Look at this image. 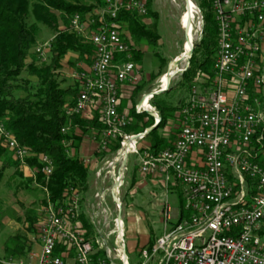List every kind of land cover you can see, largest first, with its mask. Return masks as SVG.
<instances>
[{
    "label": "built area",
    "instance_id": "2783aa9c",
    "mask_svg": "<svg viewBox=\"0 0 264 264\" xmlns=\"http://www.w3.org/2000/svg\"><path fill=\"white\" fill-rule=\"evenodd\" d=\"M209 2L218 26L215 78L193 89L173 148L139 154L142 174L161 176L166 187L180 185L188 215L170 223L166 214L164 234L140 249L139 264H264V167L258 161L264 150V0ZM107 3L98 13L101 27L87 37L96 49L93 68L79 78L83 90L68 115L84 112L96 97L106 135L124 139L129 121L119 115L115 81L133 83L138 72L131 62L114 66L115 54L129 48L112 19L118 9L111 12ZM91 26L80 16L71 23L79 35ZM2 138L12 151L18 147L17 159L29 155L0 126ZM40 159L43 173L52 175V161ZM81 201L77 191L61 205L49 200L37 242L41 250L4 264H132L122 237L111 246L86 238Z\"/></svg>",
    "mask_w": 264,
    "mask_h": 264
},
{
    "label": "trees",
    "instance_id": "16d2710c",
    "mask_svg": "<svg viewBox=\"0 0 264 264\" xmlns=\"http://www.w3.org/2000/svg\"><path fill=\"white\" fill-rule=\"evenodd\" d=\"M92 1L88 6L82 4L81 0H0V126L16 139L20 147L28 151L29 158L24 163L35 171V177H26L17 159L12 161L7 158L10 153L2 138L0 161L4 165L0 169V184L6 169L15 167V174L25 181V188L30 189L29 185H37L36 188H42L54 204H63L72 191L82 195H87L89 191V169L78 155L79 144L83 137L76 136L75 131L79 127L82 134H85L90 128L97 126L101 132L105 130V126H102L97 119L84 121L78 115L67 114L70 109L75 108L83 89L81 82L76 79L70 82L69 79L64 78L62 71L63 62L68 55L78 54L82 59L86 54L95 52L93 45L91 46L88 41L89 44L86 43L84 38L71 27L73 17L80 16L82 23H88V17L98 18V13L106 8L105 0ZM145 1L148 8L147 16L154 20V28L144 25L137 14L122 12L118 15L117 21L122 24L128 37L133 41L138 43L145 41L156 45L160 37L156 25L158 14L152 10L153 0ZM198 5L204 17L203 37L193 52L189 70L183 74L182 82L179 84L180 89L190 96L194 88L207 86L215 78L214 64L218 48V26L212 3L209 0H199ZM56 13H59L65 29L54 30L52 39L45 43V48L42 49L43 43L40 38L42 27L52 28V18ZM127 34H123L122 37L126 38ZM133 54L135 62L141 60L138 58L139 54L134 52ZM29 58L30 63H28ZM162 75H158L154 80ZM167 94L168 92L162 96L155 95L150 99V105L160 112L162 120L143 139L149 146L141 148L139 151L141 153L147 151L158 154L172 149L178 139L181 128L171 141L160 134L170 120L178 121L179 115L182 117L181 107H185L183 101L177 105L167 101ZM132 114L138 122H143L147 115L137 114L134 109ZM147 118L148 121L142 123L139 130L130 126L125 128L126 134L143 133L146 129L154 127V118L149 115ZM178 123L181 126L183 121ZM118 141H115L112 153L120 150L122 139ZM72 148L76 149L75 155H70L69 151ZM41 156H46L52 161V175L43 173L44 163L40 161ZM136 183V178H133L131 188ZM44 203L46 205L47 201ZM179 209L178 220H181L188 215L184 210V200ZM25 218V224H29L28 232H32L38 223L37 211L28 214ZM82 221L87 230L91 231V226L85 217ZM26 239L25 236L16 237L20 242L18 255L21 258H26L32 248L30 240ZM154 240L152 235L151 245Z\"/></svg>",
    "mask_w": 264,
    "mask_h": 264
},
{
    "label": "rangeland",
    "instance_id": "374dc122",
    "mask_svg": "<svg viewBox=\"0 0 264 264\" xmlns=\"http://www.w3.org/2000/svg\"><path fill=\"white\" fill-rule=\"evenodd\" d=\"M81 1L82 4L88 6L93 2L92 0ZM105 1L106 7H108L107 1H110L109 7L111 12H113L116 8L118 9L116 12V17H111L112 19H114V21H117L119 19L118 15H120V13L122 12L137 14L141 18V20H143L144 25L154 28V20L147 16L148 8L147 2L145 0ZM190 3H193L194 6L192 10L194 15L192 17V25L198 30V33H196L195 35L196 44L192 49L193 53L197 45L202 41L204 26V21L202 20V18L204 17L198 5L199 0H190ZM138 4H144L141 6H143V9L145 6V13H140ZM188 4V0H153L152 10L153 12L158 14V21L156 25L158 28L157 33H159L160 36L159 41L156 45L145 43V41H141L139 43L133 41L128 37V34L126 33V30L124 29L122 24L117 21L120 26V36L125 44L123 42L122 43L128 46L129 53H116L114 57V66H120L124 62H131L137 68L136 70L138 72V78L136 81H133V83H129L127 81H115L118 98L120 101V106L118 107L119 115L129 121V124L126 126V128L130 126L135 127L139 130L141 129L142 123L144 124L148 121L147 115L149 114L143 111L140 107L142 100L148 94L155 92L154 90L160 91V82L162 76H165L168 72H170V67L171 71L175 70V63H173V61L177 60L180 55L185 53L188 38L186 32L182 28V25L184 28L185 25L181 23V19H185L186 17L185 13L189 10ZM87 19L89 20V22L91 21L92 26L90 27V29H84V35L81 34L86 43L90 42L87 39V37L90 36L88 34L98 31V29L101 27L99 18L94 16V18L92 19L90 17H88ZM56 29H58L59 31L65 29L59 13H56L52 18V28L45 29L44 27H42L43 31L40 35L41 42L43 43L41 46L42 49L45 48L44 44L52 39V32H54V30ZM123 34H127V37L125 36L126 38H123ZM90 45L92 46V44ZM133 52L139 54L138 58H141L140 61H134ZM44 53L46 54L47 52L45 51ZM95 57L96 51H93L91 54H86L82 59L79 58L78 54L68 55V57L63 62L62 71L64 73V78L69 79L70 82H74V80L76 79L80 83V79L82 78L81 75L83 73L88 74V72L92 70L94 65L93 60L95 59ZM191 57L192 56L189 55L187 62H180L179 68L181 69V71L184 69H186L185 72L187 71V69L189 70L190 63L188 64V62L191 60ZM30 62L31 59L29 58L28 63ZM172 63L173 65L171 66ZM160 74L163 75L160 78L154 80ZM25 76L26 75H24V77ZM182 76V73H179L170 79L168 84L169 86L166 91L168 92V94L166 95V99H168L167 101L172 102L174 105H177L180 103V101H183L186 106V103H189L191 101V96L189 93L182 91L179 87V84L183 79ZM136 93H138L139 95ZM184 108L185 107H181V110H183ZM133 109L136 110L137 114H147L145 115L143 122H138V120L132 116ZM153 109H155L156 115H159V120L155 119V117L153 116L151 117L154 118L155 125H158L159 122H161L162 118L160 112H158L154 107ZM101 110L102 105L100 103V100L94 97V99L91 100V102L88 104L87 109L84 112L78 114V117L84 121H93L94 119H97L98 121H100L102 126H105L104 132H101V130H99V126H97L96 128H90V130L85 132V134H82L83 132L80 131L81 129L79 127L78 130L75 131L76 136L83 137L81 144H79L80 149L78 151V155L81 157L80 159L84 161L86 167L89 169L90 174L89 191L87 195L81 194L82 213L80 223L83 227V230L85 231V234L87 236L86 238L88 240H90L91 238L90 241L93 242L94 245L97 241H99L101 246L115 245V242L118 240V236L120 238L122 237L121 239L128 247L127 252L128 256L131 259V263L139 264L141 261V257L138 255L142 246L145 245V243H149V245H151L150 241L152 235L154 239L157 240L164 234L165 228H167V226H165L166 214L171 216V208L173 209L179 206L180 202L178 200V197L173 194L168 195L170 189L181 187L180 185L178 186L172 184L166 187L163 184L164 180L161 176L154 174L145 175L139 172V154H141V152L139 151L141 148L146 147V144H148V142L146 140H143V138L135 142L136 146L134 150L128 155L126 168H123V160L116 168V173L118 176L121 175L123 182L120 189V200H115L109 193L106 196L104 195L105 199L103 200V202L102 192L98 191L99 187H101L102 190H109L112 187L113 179L111 178L109 172L111 170L108 163L114 160L115 158L113 159V157H115L116 154L121 150L120 148V150L116 153H112V147L115 146L116 142H119V139H122V147V144L125 140L142 133L136 134L131 132V134L128 135L126 134L124 129L123 133L126 138H110L108 135H106L107 125L100 119L102 118ZM176 116H178V114H176ZM183 120V116L181 117L179 115L178 121L182 122ZM178 121L170 120L167 127L164 130L160 131V134L163 135L164 138L168 141H171L177 134L176 132H178L180 128H182V125L180 126V123H178ZM149 129H146L145 131ZM18 145L20 144L18 143ZM15 149L18 150V147H15ZM17 150L12 151L11 149H9L10 155L7 158L15 161L17 158L14 153H16ZM69 152L70 155H75L76 149L72 148ZM27 158H29V155H23L21 159L18 158L16 161H18L19 167L26 177H35V171L28 168L24 163ZM258 161L264 167V150L261 152ZM3 165L4 164L0 161V169L3 167ZM134 169L139 173V184L131 188V177L134 173ZM15 171V167L7 168L4 173L3 181L0 184V264L9 262V260L12 259H27L30 252L41 250L39 249L37 242L41 222L44 218L43 209L48 205L49 202V200H45L48 199V194H46V192L42 188L37 189V185H29L30 189L25 188V181L18 177L15 174ZM100 171L101 177L99 178ZM147 176H151L155 182H159V185L163 187L165 192H163L160 188H154L151 181L152 179H149ZM142 183H145L148 187L145 188L140 185ZM98 192L99 195H97ZM44 201H47L46 205ZM117 201L119 202V204L116 203ZM36 211L39 215L37 226L36 228H33L34 231L32 230V232H28L29 230L27 228L29 227V224H25V217H27V215L30 213H35ZM119 214L122 216L121 221H119ZM83 217L86 218L89 226H91V231L87 230L88 228L85 227L84 222L82 221ZM92 234L94 236H92ZM18 235L22 237L25 236V238H27L26 240H30L29 242L32 245V248L30 252H28L26 258H21L18 255V251L20 248V242L16 240V237ZM136 244H138V246L140 247L137 248Z\"/></svg>",
    "mask_w": 264,
    "mask_h": 264
},
{
    "label": "bare ground",
    "instance_id": "6f19581e",
    "mask_svg": "<svg viewBox=\"0 0 264 264\" xmlns=\"http://www.w3.org/2000/svg\"><path fill=\"white\" fill-rule=\"evenodd\" d=\"M188 3H189L188 5L190 6L189 10H188V12H186L185 19H182V22H181L182 24L185 25V28L183 27V25H182V28L186 32L187 38H188L186 51H185V53L180 55L177 60L173 61V63H175V70L171 71V67H170L169 75H165L163 77V79L161 80V82H160V91H162L164 89H167L169 81H170L169 79L174 77L176 74L181 73V69L179 68L180 62H184V61L187 62L188 61V57H189L193 47L196 44L195 43L196 42L195 35H196V33H198V30H197L196 27H193V25H192V23H193L192 22V19H193L192 17L194 16L192 10H193L194 6H193V3H190V0H188ZM212 6H213V3H212ZM214 13H215V16H216V12H214ZM173 63L171 64V66L173 65ZM154 91L155 92H160V91H156V90H154ZM148 99H149V97L148 98L145 97L142 100V103H141V106H140L141 109L143 111H152V112L156 113L155 109H153V107L150 105V101ZM158 117H159V115H158ZM137 141H138V139L131 140L130 138L125 140L123 142V144H122L121 150L116 154L115 157H113V159L114 158L115 159L108 163V165L110 166V170H111L109 172H110L111 178L113 179V185H112V187L109 190H106V189L102 190L101 188H99L98 191L102 192V195H103L102 201L105 199L104 195L106 196L109 193L111 194L112 198H114L115 200L119 199V197H120V189L122 187L123 182H122L121 175H119V176L117 175L116 168H117V166L119 165V163L122 160H123V168H126V165H127V162H128V155L134 150V148L136 146L135 142H137ZM100 177H101V171H100V174H99V178ZM116 203L119 204L118 201ZM92 236H94V235L92 234ZM90 240H91V238H90ZM93 240H94V238H93Z\"/></svg>",
    "mask_w": 264,
    "mask_h": 264
},
{
    "label": "crops",
    "instance_id": "0c3cea01",
    "mask_svg": "<svg viewBox=\"0 0 264 264\" xmlns=\"http://www.w3.org/2000/svg\"><path fill=\"white\" fill-rule=\"evenodd\" d=\"M186 14V13H185ZM183 17V16H182ZM183 19V18H182ZM182 19H181V22H182ZM163 77L164 76H162V78H161V80L163 79ZM146 146H149V144H146ZM144 148H146V147H144ZM135 169H136V167H135ZM134 169V173L132 174V177H131V181H132V179L133 178H136V180H137V183H136V185L137 184H139V179H138V177H139V173H138V171L137 170H135ZM140 169V165H138V170ZM140 172V171H139ZM149 179H152V177L151 176H147ZM152 181V183H153V187L154 188H160L163 192H165V190L163 189V187L161 186V185H159V182H155L153 179L151 180ZM135 185V186H136ZM140 185H142L143 187H148L145 183H142V184H140ZM99 188H101V187H99ZM182 188H173V189H170V192H169V194L168 193H166V194H168V195H170V194H173V195H176L177 197H178V200H179V206L178 207H176V208H171V218H172V221H177L178 220V218H179V214H180V209H179V207H180V205H181V203L183 202V196H182V190H181ZM145 232V231H144ZM149 245V243H145V245H143L142 247H144V246H148ZM136 247L138 248V247H140V246H138V244H136ZM128 248V247H127ZM136 248V249H137ZM138 251V250H137ZM138 254V253H137Z\"/></svg>",
    "mask_w": 264,
    "mask_h": 264
},
{
    "label": "water",
    "instance_id": "95a60500",
    "mask_svg": "<svg viewBox=\"0 0 264 264\" xmlns=\"http://www.w3.org/2000/svg\"><path fill=\"white\" fill-rule=\"evenodd\" d=\"M189 7L190 6H188V9H189ZM192 51H191V53H190V56H192ZM190 63V61L188 62V64ZM185 70L186 69H184V70H182L181 71V73L183 74L184 72H185ZM167 75H169V72L167 73ZM170 80V79H169ZM169 86V85H168ZM167 89H168V87H167ZM167 89H164V90H162V91H160V92H152V93H150V94H148L146 97L148 98L149 97V101H150V99H152L155 95H162V93H164V92H166L167 91ZM144 98V97H143ZM142 98V99H143ZM141 99V100H142ZM147 114H149L150 116H153V117H155L157 120H159L158 119V116L156 115V113H154V112H152V111H145ZM155 127H157V124L154 126V127H151V129H149V130H147V131H145L144 133H142V134H139V135H136V136H133V137H130V139L131 140H134V139H138V140H141V139H143V138H145L153 129H155ZM122 216L119 214V221H121L122 220V218H121Z\"/></svg>",
    "mask_w": 264,
    "mask_h": 264
}]
</instances>
